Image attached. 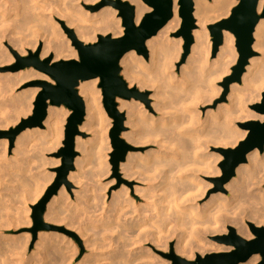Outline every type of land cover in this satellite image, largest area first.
Here are the masks:
<instances>
[{"label": "bare ground", "instance_id": "obj_1", "mask_svg": "<svg viewBox=\"0 0 264 264\" xmlns=\"http://www.w3.org/2000/svg\"><path fill=\"white\" fill-rule=\"evenodd\" d=\"M102 1L106 0H0V129L18 125L22 117L32 112L33 101L40 90L18 93L24 81L36 78L52 82L47 76L33 70L25 72L23 76H20L21 72L3 73L5 65L13 64L21 57H33L41 44L42 61L51 60L54 64L62 60L78 59L77 50L71 46V40L63 30L75 29L78 40L85 44L96 42L100 35L119 38L124 34L117 10L111 7L98 13L85 10L88 4ZM122 1H128L136 7L137 25L151 10L141 0ZM193 1L198 29L193 31L195 43L191 46V54L180 79L175 75V66L181 58L184 39L171 38L182 25L177 0L173 18L146 43L149 61L136 51L125 54L121 60L123 74L130 81L129 88L132 89L138 83L141 90L151 89L155 101L153 113H150L140 101L117 99L119 110L127 114L126 125L130 128L129 133L122 134V138L137 148L154 144L157 150L145 154H128L121 165L125 181L140 184L134 187V192L145 203L138 206L137 200L130 197L127 185H123L120 192L113 193L109 207L103 201L101 211L98 210L100 215L94 212V215L100 217L95 220L102 227L98 234L101 236L100 242L92 243L90 238L88 240L97 246V250L100 247L102 251L89 262L80 264H158L160 261L146 248L147 244H154L158 251L165 252L169 251L172 239L177 240L176 259L183 257L195 260L199 254L232 251V247L209 241L213 236L228 233L229 228L235 227L239 236L252 240L254 235L250 224L264 227V154L257 149L247 155V162L236 168L235 176L223 184L224 188L218 187L228 192V196L215 194L204 205L199 204L208 189L212 188L203 179L223 174V164L220 168L217 166L219 161L225 159L222 151L236 148L247 136L248 132L237 124L264 120V116L249 109L250 105L261 101L264 93V19L255 29L253 50L256 54L249 59L240 83L231 84L227 102L219 105L215 111L208 112L205 121H201L199 104L214 102L212 97L220 94L217 84L230 74L239 58L235 37L225 32L224 44L219 48L217 58L210 60L212 47L209 27L229 16L237 0H213L212 3L206 0ZM263 6L264 0H261L259 12ZM4 42H9L10 49L5 48ZM99 84L100 79H95L81 82L78 87L86 108V121L80 127L81 133H85V128L89 131L95 126L100 128L104 122L106 114L99 102ZM69 115L70 111L63 107L50 106L42 127L26 129L17 137L12 160L6 156L9 141H0V225L6 220V208L2 204L7 187L6 173L11 163L21 165L25 174L28 173V157L30 151H33L31 146L40 144L42 148L38 150L41 152L59 146L63 138L64 122ZM43 127L45 129H40ZM89 143L83 137L76 138L77 150L88 153L89 157L93 152L100 154V147L90 151L87 146ZM212 147L221 151L223 156L220 159L215 160L216 156L209 152ZM89 160H75V166L80 170L78 173L71 172L69 181L80 179L79 172L90 164ZM56 164H59V160ZM54 177L53 174L51 180ZM22 181L26 186H31L26 176ZM77 181L78 185L82 184V180ZM34 187V193L38 192L34 200L36 202L46 187ZM65 197L66 192L62 188L47 206V220L60 221L57 215L59 209L56 211L55 207L63 203ZM128 215H137V220L133 218L130 222L126 221ZM1 226L0 229L3 228ZM136 227L138 232L134 231ZM81 230L83 232L78 234L84 238L89 236L91 229ZM27 240H30V236H27ZM65 240L64 237L53 238L41 233L36 246L39 252L31 261L36 264H71L73 260L70 255L67 256L69 250ZM55 249L57 254L54 255L52 252ZM135 251L140 253L135 255ZM259 261L260 256L255 255L242 264H258Z\"/></svg>", "mask_w": 264, "mask_h": 264}, {"label": "water", "instance_id": "obj_2", "mask_svg": "<svg viewBox=\"0 0 264 264\" xmlns=\"http://www.w3.org/2000/svg\"><path fill=\"white\" fill-rule=\"evenodd\" d=\"M151 10L146 13L139 25L136 24V7L128 1L106 0L92 11H99L111 6L119 12L122 19L124 34L119 38L111 35H100L96 42L85 44L78 40L72 30L69 36L78 52V59L62 60L52 64L51 60L42 61L40 53L34 57L20 59L12 69L20 71L33 68L46 75L52 82L39 80L35 86L41 89L35 101L32 114L9 131H0V138L7 137L10 141V151L14 148L17 137L29 128L42 127L47 118L48 109L53 107H65L71 111L67 119L64 132L63 147L57 157L61 158V165L56 169V177L47 188L41 200L32 206V219L34 223V240L37 233L42 230L54 229L44 222L47 206L65 186L68 190L72 184L69 175L75 171L76 138L80 135L79 127L84 123L86 108L83 99L79 95L78 87L81 82L100 79V88L103 94V104L109 117L115 120V128L111 132L112 145L119 150L121 146L130 149L120 138L123 130L124 114L119 112L117 99L144 100L146 95L137 88L130 89L128 83L121 75V60L131 51L148 57L146 43L155 37L174 16L175 0H141ZM261 0H237V4L231 9L229 16L211 25L209 30L214 43V55L224 44V33L229 32L235 37V47L239 58L232 68V74L225 78L226 92L233 83H240L249 59L256 53L253 50L255 42L254 33L259 22L264 19V6L259 12ZM179 15L182 18L180 31L177 37H183L185 41L184 62L190 53L194 43L193 31L196 28L194 17L195 5L193 0H177ZM53 59V58H51ZM257 114L264 116V93L259 103L251 106ZM240 127L246 130L247 136L236 148L223 150L225 156L223 162V176L219 180V186L229 182L235 176V170L240 164L247 162V155L259 150L264 153V120H250L241 123ZM127 150H123L113 163L117 168L120 162L125 161ZM254 235L252 240L239 236L234 228H229L227 235L218 236L216 241L222 245L232 247L233 250L224 253H213L196 261H180L181 264H242L248 262L253 256L259 255L258 264H264V227H256L250 224ZM70 235L75 236L73 233ZM76 237V236H75Z\"/></svg>", "mask_w": 264, "mask_h": 264}, {"label": "rangeland", "instance_id": "obj_3", "mask_svg": "<svg viewBox=\"0 0 264 264\" xmlns=\"http://www.w3.org/2000/svg\"><path fill=\"white\" fill-rule=\"evenodd\" d=\"M206 1H208L209 3H212L213 0H206ZM99 3H101V2H97L94 5L93 4H88L87 6H85V10H89L90 12H93V13H98L104 8L111 7V6H107V7L102 8L99 11H92L91 7H95ZM118 16H119V14H118ZM121 26H122V19H121ZM180 29H181V27H180ZM180 29L176 33L172 34L171 38H173V39L183 38L181 36L180 37L176 36V34L180 31ZM197 29L198 28L196 27L195 30H197ZM71 30L74 32V34L76 36L75 29H71ZM63 31H64L65 35L67 36V38H69L71 40V38L69 36V31L70 30L67 29V31L66 30H63ZM209 37H210V43H211V47H212V53H211V56H210V60L213 61V60H215L217 58V54H218L219 50L216 53V55L213 54L214 53V43H213V38L211 36L210 30H209ZM184 45H185V41H184V44L182 46L181 58L179 59V61L177 62L176 66H175L176 67L175 75L179 79L181 78L182 69H183L184 65H186L188 57L191 54V50H190V54L187 56L186 60L184 62H182V58H183V55L185 53L184 52ZM4 46H5V48H9L10 49L9 42H4ZM71 46L75 49V47H74V45L72 43V40H71ZM42 47H43V45L41 44V47L39 46L38 51H36V53H40L39 54V58H40V55H41ZM148 53H149V51H148ZM35 54L32 55V56L34 57ZM77 55H78V52H77ZM28 57H30V56H25L23 58H28ZM238 57H239V55H238ZM23 58L21 57V58H19V60L23 59ZM51 58H53L52 59V61H53L54 60V54L51 56ZM144 58L147 61H149V55H148L147 58L146 57H144ZM19 60L18 59L15 60V62L13 64L5 65L3 67V69H2L3 73H7V74L8 73H10V74L19 73L20 74V72H21L22 74L20 76H23L25 74V72H29V70H33L34 72H37L38 74H41L38 71H36L35 69H33V68L20 70V71H14L12 68L18 64ZM121 68H122V66H121ZM231 74H232V69H231V72H230L229 75H231ZM41 75H43V74H41ZM121 75L123 76V78L125 79V81L129 85L130 81L123 74V68H122ZM225 78L222 80V82H219L217 84V87H218V90L220 91V94L218 95V97H215V96L212 97L214 99L213 103H207V104L205 103L204 104L203 102L202 103L200 102L201 104H199L198 111H199V117L201 118V121H203V120L205 121L206 115L208 114V112L215 111L219 107V105L227 102V97H228V95L230 93V86H229L228 92H226V89H225ZM39 80L40 79L34 78V79H30L28 81H24L22 83V85L20 86V88L17 90V92L18 93H22V92H25V91L26 92H28V91L30 92V91L36 90V89H39L41 91L40 88L35 86V83L37 81H39ZM133 88H137L138 91L141 92L142 94L146 95V97H145L144 100H142V99H139V100L132 99L130 101H135V102L140 101V102L144 103L145 108L147 109V111H149L150 113H153V108L152 107H153V105H154L153 103L155 101L152 98V95L154 94V91L151 90V89L141 90L140 87L138 86V83H135ZM99 89L101 90V97H99V102H100V105H101L102 109L104 110V113L106 114L105 118L103 120L104 122H103L102 126H100V128L95 126L91 131H89V130H87L85 128V130H84L85 133H81L80 127L85 123V121H86L85 120L84 123L79 127V130H80V135L79 136L83 137V139L85 141L90 142L87 145L88 149L90 151L91 150L95 151L96 147H100V154H94V152H93V154H90V157H89L88 153H85V152H83L81 150H77V146H76V151L78 152V154H77V157H76L75 160H83V159H88L89 160L90 159L89 160L90 164L86 165L85 169L81 170L79 172V177L81 176L80 179L79 178H75V180H72L73 182L69 181L72 184V187H71L70 190H68L67 187H65V186L63 187V189L66 192V197L63 199L62 202L63 203L65 202V203L64 204L61 203L62 205L58 204L55 207L56 211L59 209L57 211L59 214H57V215H58V218L60 217V221L59 222H53V221L47 220V217H46L47 214H48V211H47L46 214H45L44 222L46 224H49L50 226H53L54 229L39 231L37 233V236H36L35 240H34V234H33L34 223H33V219H32V213H33L32 206L36 205L41 200V198L43 197V195H44L45 191L47 190V188L55 180V177H56V172L55 171H56L57 167H59L61 165V158H58L57 155H58L59 151L61 150V148L63 147L65 127L67 125V119L71 115V111H70V115L67 117V119L64 122L63 138L61 139V143H60L59 146H56L53 150H50L51 148L47 149L48 151H43L42 150V152L40 150H38L39 147L41 146L40 144L37 143L38 145L35 144L34 146H31L33 151L32 152L30 151V153H31V154L29 153V157L30 158L28 157V159H29L28 161L30 163V167H29L30 169H29L28 173L25 174V172L21 168V165H19L17 163H11L12 165L10 164L11 166H10V168L7 171L8 173H6L7 176H8V178H6L7 183H5L7 185L6 190H8V191L5 190L4 193H3V196H4L3 202H4V204H2V206L4 205L3 207L6 208V209H4V210H6L5 213L6 212L7 213L5 214V219H6L5 222L3 221L4 223L3 224L1 223L3 228L0 229V242H2V245H0L2 247V248L0 247V264H36V262L31 261V259L36 253L39 252L37 250L36 246L38 244L39 235L41 233L46 235V236L53 237V238H55L57 236V238L58 237H64L66 239L64 241V243L68 242L67 243L68 248L66 247L67 250H69V251H67L68 252L67 256L70 255L72 257L71 259L73 261H71V264H80L81 262H86V261L89 262L90 259H94L95 255L99 254L102 251V250H99L100 247L97 250V246H93L91 243H89L88 240L90 238L92 243H93V242L98 241L100 239V237H101L98 234L101 232V228L102 227H100L101 225L97 224L95 220H99L100 219L99 215L101 213L100 211H101V207L103 205V201H105L107 203V207H109L112 204L113 193L120 192L122 190V188H123V185H127L130 188L129 189L130 197L137 200L138 206H141L142 203H145L144 201H140V199H138L139 197L134 192L135 191L134 187L139 186L140 184L137 183L136 181L135 182L134 181H132V182L125 181L126 180L125 177H124L125 173L121 169V165L125 161L120 162L118 167L116 168L114 166L113 160L123 150H127V153H126V156H125V160H126V157L128 156L129 153H143V154H145V153H148V152H151V151H156L157 147H156V145L152 144L153 146L152 145H147L145 147L137 148L133 144L127 142L125 138H122V134L129 133L130 132V128L126 125L127 114H126L125 111H120L119 110V103L117 102L118 103L119 112H121L125 116V119H124V122H123V130L121 132L120 138L125 142V144L130 149H127V148H125L123 146H121L119 148V150L115 149L113 147V145H112V140H111V136H110L111 132L115 128V120L113 118L109 117L107 111L105 110V107H104V104H103V94H102V89L100 88V84H99ZM36 97H35V99H36ZM123 100H125V99H123ZM34 101H33V104H32L33 108H34ZM251 106L252 105L249 106V109L251 111H253L251 109ZM33 108H32V110H33ZM63 108H65V107H63ZM65 109H67V108H65ZM253 112L256 113L255 111H253ZM31 114H32V112L28 113L27 116L22 117V119H25V117L27 118ZM241 123H245V122L238 123L237 126L239 128H241L240 127ZM16 126L17 125H14V127H16ZM14 127L12 125L9 128H7V129H4V128L0 129V131H9V130H11ZM40 129H45V128L43 127V128H40ZM1 140H3V141L4 140H8L9 141V139L7 137L0 138V141ZM15 144H16V142H15ZM9 148H10V141H9ZM9 148H8V152H7L6 156H7V158L9 160H12V159H14V155L13 154H14V150H16V145L14 146V148L11 151H10ZM33 148H35V149H33ZM41 148L42 147H40V149ZM226 149H233V148H226ZM209 152L216 156L215 160H216V158L220 159V157L223 156V154L221 153V151L219 149H216V148H213V147L209 150ZM58 160H59V164H56L58 162ZM224 160L225 159H223V161H221V162L219 161V163L217 164V166L219 168L223 164ZM18 165H19V167H18ZM79 170L80 169L76 168V166H75V171H73V172H77L78 173ZM10 174H11L12 177H10ZM53 174L55 175V177L51 180ZM24 176H26V178L28 179V181H29V183L31 184L32 187L31 186L28 187L25 184H23L24 182L22 181V178ZM222 176H223V174H221V176H210V177H205L203 179L205 183L211 184L212 188L208 189V191H207L206 195L204 196V198H202L199 201L200 205H202V204L204 205L211 198V196H213L215 194H220L221 193V194H225V195L228 196V192L226 193V191H223L224 189L222 190V189L218 188L219 187V180H220V178ZM9 178H11V179H9ZM8 180H10V181L12 180V182H9ZM77 180H82V184L78 185V181ZM30 184H28V185H30ZM83 184H84V186H83ZM34 186L39 187V188L46 187L44 193L36 200V202H34V200L36 199V195H37L38 192L37 193L35 192L36 194L34 193V191H33L34 188H35ZM224 186H223V188H224ZM103 187H104V190H103ZM263 188H264V186H263ZM35 191H37V189ZM31 196H33V197H31ZM68 197H69V199H68ZM99 197H100V199L102 201L100 199H98ZM84 204H86V205H84ZM59 205H61V207ZM98 208H100V209H98ZM98 210H100V211H98ZM109 210L110 209H108V212H109ZM96 211L98 212L97 214H99V215H97V214L94 215L96 213ZM80 215H81L82 218L80 217ZM85 215H87V216H85ZM128 216H127L128 218L126 217L127 219H125L128 222L133 220V218H136V220H137V217H136L137 215H133V217L131 215H128ZM79 218L82 219V220H80ZM16 223H17V225H16ZM28 224H29V226H28ZM79 225H80V227H78ZM69 226H70V228H69ZM71 226L72 227L76 226L77 228H79L78 229L79 232L76 231L77 228L74 229ZM93 227H96V228H94L95 230L93 229ZM81 228H87L89 230L91 229L89 231V234H88V232L86 233V234L89 235L88 237L85 236L83 238L81 235H79V234H81L83 232L81 230ZM232 228H234L236 230V232H237V229L235 227H232ZM92 230H93V232H92ZM134 231H137V227H136V229H134ZM67 232L73 233L76 237L73 236V235L68 234ZM228 233H229V230H228ZM228 233L219 234V235L213 236L212 238L209 239V241L212 242V243H216V244L222 245V244H220V243H218L216 241V238L218 236L227 235ZM27 236H30V240L29 241L27 240ZM114 236L116 237V234ZM87 241H88L89 244L87 243ZM99 242H100V240H99ZM65 246H66V244H65ZM176 246H177V240L176 239H172V240H170V243H169V246H168L169 247V251H165V252H164V250L158 251L154 244H147L146 248L150 251V253H152V255H154L156 258H158V261H160V263H158V264H162V263L163 264H181L179 260H185V261H196L197 260V259L188 260V259H185L183 257H179V259L177 257V259H176V255H177L176 254ZM223 246H225V245H223ZM16 247H17V249H16ZM225 247H227V246H225ZM52 253L54 255L57 254V250L55 249ZM138 253H140V251H135L134 254L136 255ZM222 253H224V252H222ZM209 254H213V253H209ZM209 254H206V255H209ZM206 255L199 254L198 257L204 258ZM85 258H87V259H85Z\"/></svg>", "mask_w": 264, "mask_h": 264}]
</instances>
